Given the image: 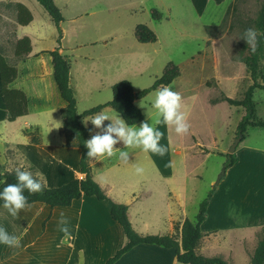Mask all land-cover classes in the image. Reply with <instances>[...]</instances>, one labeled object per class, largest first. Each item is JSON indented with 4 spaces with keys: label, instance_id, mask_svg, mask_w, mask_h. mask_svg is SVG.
Returning <instances> with one entry per match:
<instances>
[{
    "label": "rangeland",
    "instance_id": "obj_1",
    "mask_svg": "<svg viewBox=\"0 0 264 264\" xmlns=\"http://www.w3.org/2000/svg\"><path fill=\"white\" fill-rule=\"evenodd\" d=\"M56 1L64 16L61 43L64 54L72 65L70 79L76 93L79 114L109 103L113 98L112 87L120 81L131 82L134 92L139 93L151 88L163 75L168 64L174 63L179 67L180 76L170 87L183 97L184 108L191 125L189 133L177 135L173 127L163 123L161 117V123L154 126L164 133L160 144L168 149L167 153L160 156L150 151L145 152L142 148L120 147L119 149L129 152L130 160L127 163L120 161L119 166H113L118 170L116 177L134 193L138 196L148 194L140 204L145 210L146 219L152 225L148 228L136 222L135 231L142 235H167L170 214L167 204L176 222L182 223L183 218L195 221L200 204L214 189L218 197L214 201L210 221L206 224L205 230L213 224L212 218L216 216L217 220L214 223L220 226L224 224L221 226L224 229H219L215 232L217 234H210L208 237L215 245L224 246L223 249L227 251L231 250L229 259L224 256L215 257H222L229 264H250L264 219L261 218L253 226L248 225L250 230H246L248 227L246 228L245 222L237 220L239 217L244 218L247 212L264 207V158L255 150L264 147V137L261 135L264 131L252 128L247 130L246 139L239 144L238 151L234 153L239 157V163L231 171L227 170L222 178L223 182L216 185L237 137L236 125L240 119L238 110L242 109L209 104L211 96L218 100L222 99V95L219 91L213 92L206 88L208 84L213 86L209 55L191 60L194 54L201 50L200 39L204 30L196 25L198 21H194L196 15L189 5L190 0ZM34 2L38 6L36 13L45 12L36 0ZM263 3L264 0H233L229 11L227 12V8L226 13H223L226 21L222 36H229L233 45L235 44L233 58H241L248 54L246 50L242 51L241 44L245 41L240 37L246 29L254 28V22ZM167 5L174 9L173 15L176 20L172 24L158 21L152 15L154 10L164 13ZM45 14L48 16L46 12ZM202 21L206 22L207 26H219L222 23V21L218 24L211 23L207 16ZM139 25H146L156 35L160 34L161 41L140 43L135 36L136 27ZM50 26L53 37L47 38L44 47H52L58 43V30L53 23ZM80 41L85 43L96 41V44L81 45ZM3 56L7 60L10 59V56L5 54ZM89 58L94 60L91 61ZM155 91H151L137 102V106L145 115L142 122L151 124L157 119L156 110L152 107ZM140 103L143 107H140ZM104 112L113 119L117 116L121 118L111 108ZM104 123L110 124L111 121ZM139 125L140 123L137 126ZM46 138H49V134ZM4 148L0 142L2 175L14 171L21 163L29 168L28 162L12 152H7L6 155L12 162L9 163L7 160V165L1 164L5 157ZM111 160L116 162L120 160L119 153ZM137 166L143 168L142 173L138 174L135 171ZM0 181H3V178ZM178 194L180 201L182 198L181 208L177 203ZM231 205L239 215L232 214ZM157 220L161 221L158 226ZM233 223L237 226L235 233L228 234L226 224ZM99 232L101 233V230ZM227 242L232 246H225ZM218 246L211 247L210 250L216 251L219 249ZM200 249L202 251V248ZM170 261L171 258L164 249L154 245H142L116 264H171Z\"/></svg>",
    "mask_w": 264,
    "mask_h": 264
},
{
    "label": "crops",
    "instance_id": "obj_2",
    "mask_svg": "<svg viewBox=\"0 0 264 264\" xmlns=\"http://www.w3.org/2000/svg\"><path fill=\"white\" fill-rule=\"evenodd\" d=\"M232 1H189V5L196 15L194 21H198L196 25L204 30V34H202L200 39L202 43L201 50L196 52L191 60L197 57L205 58V55L208 54L212 64L213 86H207L206 88L213 90V92L219 91L222 97L225 96L232 100L242 101L253 83L251 74L245 64L234 60L233 53L236 49L232 39L225 35L210 40L205 31L207 24L202 21L207 16L211 23L218 24V22L223 20V13H226ZM54 2L55 4L57 3L56 0ZM18 5H23L33 15V21L28 26L18 24ZM37 7L34 0H0V55L10 56L8 60L3 57L18 72V76L10 85V88L23 91L29 102L28 114L18 118L13 123H9L7 121L8 112L0 89V142L5 146V157L1 164L7 162V152H12L15 156L33 165L42 175V179L48 188H57L74 179L83 178L80 170L81 150L77 147L67 148L64 146L65 138L61 134V130L64 125L62 110L66 104L54 80L52 57L49 52H53L56 49H59L63 55H65V52L62 43L58 44L56 42L52 47L43 46L48 37H53L50 32V24L53 22L49 15L46 16V11L43 13L37 11L36 13ZM173 13L174 9L170 5L165 6V12H159L161 19L158 21H164L167 24L174 23L176 19ZM157 37V43H159L161 41L160 34L157 33ZM24 38L30 39L32 52L24 58H18L15 55L16 45ZM55 40H57V37H55ZM61 41H63V37ZM208 42H210V45H207ZM79 43L81 45H95L96 41L87 43L80 41ZM105 43L107 44L106 41ZM89 60L93 61L94 59L89 58ZM261 66L264 77V59ZM71 73L72 70L70 78ZM262 83L264 84V79ZM213 100L217 99H213L211 96L209 99L211 106L227 105L230 109L240 108L230 106L222 99H218L217 103H212ZM254 100L256 102L257 115L264 120V91L257 89L254 93ZM137 102L138 100H136V105ZM107 109L109 108L104 110L106 111ZM241 109L242 111L238 110L240 113L239 121L244 115V110L243 108ZM89 118L83 119L82 123L85 125L84 121L87 122ZM239 121L236 125V131ZM104 124L105 126L108 125V123ZM85 126L92 127V134L99 131L95 129L90 121ZM32 127L40 130L39 144H33L28 137L24 136V131ZM261 130L264 131V129ZM47 134H49V138H46ZM261 135L264 137V132ZM115 147H122L121 149H123L124 145L121 142ZM255 150H258L264 158V147ZM236 151H238V147ZM235 157L237 162L227 172L234 169L239 163V157ZM111 158L103 156L92 159L91 166L94 181L114 202L128 206V216L133 228L136 226V222L150 228L152 224L146 219L145 210L140 204L142 200L148 197V194L144 193V195L138 196L129 186L127 187L126 184L118 179L116 177L118 170H115L113 166H119L120 160L116 162L112 161ZM8 161L9 163L12 162L10 159ZM222 182L223 180L220 184ZM179 196L178 194L176 198L181 208L182 198L180 201ZM217 197L218 194L215 192L207 210L206 221L201 227L202 238L196 247V253L204 257L224 256L229 259L231 250L227 251L223 249L224 246L215 245L208 237L210 234H217L215 232L219 231V229H224L221 227L224 224L221 226L217 223L215 224L214 222H216L217 218L214 216L212 218L213 224L205 230L206 224L210 221L212 207ZM167 207L170 212L167 235H172L175 233L174 226L176 224L182 225L186 219L183 218L182 223L176 222L169 204H167ZM230 208L233 215H239L232 205ZM257 210L245 213V217L242 219L239 217L237 221L245 222L246 228L248 227L246 230H250V225L253 226L261 218L264 219V207ZM61 213L68 221L69 235L67 237L59 230L61 227L59 224ZM45 221H47L46 228L42 232V226ZM156 223L158 226L161 221L159 220L158 222L157 220ZM0 227H4L11 235L21 237L20 247L18 248L0 244L1 264H105L109 258L113 257L118 250L128 243L123 229L111 218V204L88 196H83L70 207L52 209L45 204L34 203L30 207L21 210L16 218L12 217L3 206H0ZM235 227L237 226L234 223L226 224L225 229L227 228L228 234H233L235 233ZM100 230L101 233L99 232ZM229 242L225 246L231 247L232 245ZM214 246H218L219 249L216 251L210 250ZM199 247L202 248V251ZM164 251L170 256V263L177 264L175 252L169 249H164Z\"/></svg>",
    "mask_w": 264,
    "mask_h": 264
},
{
    "label": "trees",
    "instance_id": "obj_3",
    "mask_svg": "<svg viewBox=\"0 0 264 264\" xmlns=\"http://www.w3.org/2000/svg\"><path fill=\"white\" fill-rule=\"evenodd\" d=\"M37 2L44 8L57 28L59 33L58 44H60L63 37L61 24L64 21L61 10L55 4L54 0H37ZM232 5L230 4L227 12ZM17 10L18 24L21 26H28L33 21L32 13L23 5H18ZM152 15L156 20L161 19L159 12L155 10ZM225 21L224 18L219 26H205V31L210 40L220 38L224 35ZM254 28L258 32L264 33V3L254 22ZM135 36L137 40L143 44L156 43L158 41L156 33L146 25L137 26ZM207 45H210V42H208ZM241 48L242 51L246 50L248 54L241 58H234V60L245 64L251 74L253 83L242 101L232 100L225 96L222 97V100L227 102L230 106L243 108L244 115L238 124L236 136L242 134L243 140H245L249 128L264 129V120L257 116L256 104L254 101L255 91L257 89L264 90V84L262 83L264 77L261 66L264 59V35L258 37V45L255 53L251 51L246 42L241 44ZM31 52L32 46L29 38H24L17 43L15 51L16 57L24 58ZM49 54L52 57L54 80L66 104L62 110L64 125L61 130V134L65 138L64 146L67 148L77 147L81 150L80 170L83 178L74 179L57 188H48L42 179L44 183L42 192L28 195L27 191H25L24 194L28 196L29 204L42 203L52 209L57 207H70L83 196L95 197L99 201L109 202L111 204V218L123 229L128 243L118 250L113 257L109 258L105 264H116L122 257L133 251L136 247L142 245H154L173 250L176 254L177 264H229L222 257H204L196 253V247L202 238L201 227L206 221L207 210L215 193L214 189L208 193L207 197L200 204L199 213L195 221L186 219L182 225L176 224L174 226L175 233L172 235H141L136 232L132 226L128 216V206L114 202L98 183L94 181L92 177V159L87 158L88 149L85 147L84 141L89 139L92 135V127L85 126L82 123L83 119L92 117L94 114L106 108H111L120 115L128 125H138L145 119V115L136 105V100L146 97L151 91L157 90L162 85L170 86L180 76L179 67L174 63L168 64L163 75L155 81L154 85L139 93L134 92L131 82L127 80L120 81L113 85V98L109 103L96 106L85 111L83 114H79L76 94L70 84L71 62L59 49L49 52ZM17 76V69L10 66L5 58L0 55V89L2 99L8 112L7 121L9 123H13L18 118L28 114L29 102L26 94L21 90L10 88V85L15 81ZM218 101L219 100H213L212 103H217ZM24 136L28 137L33 144L40 143V130L36 127L25 130ZM227 156L228 161L224 165L226 171L237 162L234 154H228ZM28 170L32 171L33 174L38 172L33 165H30ZM0 176H2L3 181H5V183L0 184V191H2L3 187L7 186V184H14L17 182L14 171L7 172L3 175L0 171ZM0 206H3L2 200H0ZM46 223L47 221L43 223L42 232L45 231ZM250 264H264V225L261 229L258 245L251 258Z\"/></svg>",
    "mask_w": 264,
    "mask_h": 264
},
{
    "label": "clouds",
    "instance_id": "obj_4",
    "mask_svg": "<svg viewBox=\"0 0 264 264\" xmlns=\"http://www.w3.org/2000/svg\"><path fill=\"white\" fill-rule=\"evenodd\" d=\"M260 35H264V33L258 32L255 28H248L240 39H243L255 53ZM140 107H143L141 103ZM152 107L156 110L157 119L151 124L141 122L139 126L135 124L130 126L119 116L113 119L103 111L94 114L87 122L84 121L85 125L90 121L95 129L99 130L84 141L85 147L88 149L87 158L96 159L103 156L111 158L118 151L120 161L127 163L130 160L129 152L115 147L120 142L126 149L137 147L142 148L145 152L165 155L168 149L160 144L164 133L157 130L154 124H160L162 117L165 125L173 127L177 135L183 136L189 133L191 127L188 113L184 108L181 94L173 91L167 85H162L155 91ZM105 121H111V123L105 126ZM135 171L138 174L142 173L143 168L137 166ZM14 173L17 182L3 187V190L0 191V200L3 201V208L16 218L21 210L30 207L28 196L24 194L25 191L28 195L40 193L44 189V183L39 172L33 174L23 163L15 167ZM0 183H5V181H0ZM59 224L61 225L59 230L67 237L69 235L68 221L64 218L63 213H61ZM20 240L21 237L11 235L4 227H0V244L18 248Z\"/></svg>",
    "mask_w": 264,
    "mask_h": 264
},
{
    "label": "water",
    "instance_id": "obj_5",
    "mask_svg": "<svg viewBox=\"0 0 264 264\" xmlns=\"http://www.w3.org/2000/svg\"><path fill=\"white\" fill-rule=\"evenodd\" d=\"M242 140H243V135H242V134H240L239 136L236 137V139H235V141H234V143H233V145H232V147H231V150H230L229 154H234V153L236 152L237 147H238V145L242 142ZM225 175H226V169H224V170L222 171L221 175H220L219 178H218V181L216 182V185H219V184H220L222 178H223ZM0 179H2V176H0Z\"/></svg>",
    "mask_w": 264,
    "mask_h": 264
}]
</instances>
